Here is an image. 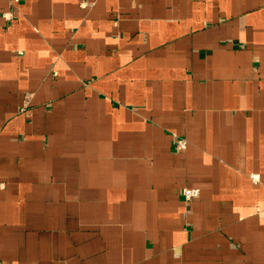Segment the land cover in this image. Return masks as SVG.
Masks as SVG:
<instances>
[{"label": "crops", "instance_id": "1", "mask_svg": "<svg viewBox=\"0 0 264 264\" xmlns=\"http://www.w3.org/2000/svg\"><path fill=\"white\" fill-rule=\"evenodd\" d=\"M263 183L264 0H0V264H264Z\"/></svg>", "mask_w": 264, "mask_h": 264}, {"label": "built area", "instance_id": "2", "mask_svg": "<svg viewBox=\"0 0 264 264\" xmlns=\"http://www.w3.org/2000/svg\"><path fill=\"white\" fill-rule=\"evenodd\" d=\"M13 2H19V0H11ZM8 15H5V17H7ZM9 19H11L9 17ZM187 146V142L184 140V139H181L178 141V144H177V148L178 149H185ZM252 179L255 183H260V176L259 175H252ZM263 187H264V183H263ZM200 195V190L197 189V188H185L183 191H182V196H183V199L185 200V202L189 203V202H192L194 201L196 198H198Z\"/></svg>", "mask_w": 264, "mask_h": 264}]
</instances>
